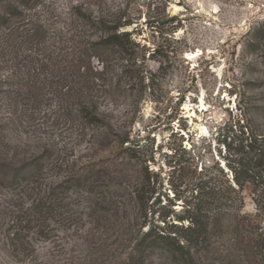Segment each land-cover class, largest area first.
Listing matches in <instances>:
<instances>
[{
	"label": "trees",
	"instance_id": "1",
	"mask_svg": "<svg viewBox=\"0 0 264 264\" xmlns=\"http://www.w3.org/2000/svg\"><path fill=\"white\" fill-rule=\"evenodd\" d=\"M163 9L164 15L149 17L147 22L152 30L166 34L167 41L183 24L178 16L166 13L165 5ZM137 23L126 6L107 10L74 0L60 11L49 9L42 0H0V103H4L0 133L17 121L30 122L38 111L52 105L58 125L80 129L82 134L103 130L117 158L72 173L69 158H56L49 145L31 153L19 166L8 160L9 153L4 160L0 156V186L20 189L28 197L23 216L11 226H0L10 255L30 254L34 237L48 240L55 231L80 230L77 224L83 217L102 213L101 220L119 232L110 245L107 237L96 246L89 245L93 253L101 251L98 264H205L203 255L218 230L226 227L224 214L242 212L245 189L258 193L257 207L264 214V136L247 113L238 143L228 145L226 165L231 176L219 165L199 169L192 158L174 166L173 174L179 173L178 183L173 184L176 196L182 186L190 193L180 214L161 201L151 203L158 193L159 174L148 165L138 163L131 185L126 184L129 176L123 171L121 176L108 172L135 160L138 150L130 146L127 133L114 129L112 113L103 101L115 104L135 85L154 89L156 73L147 62L159 61V70H167L169 54L174 53L161 43L149 51L136 41L140 30L129 28ZM252 40L253 53L264 49V24ZM161 55L167 59L160 60ZM51 164L61 179L45 185ZM131 201L134 214H129ZM82 202L87 203L81 206ZM150 213L158 214L157 221L163 225L149 219ZM173 216L179 223L172 221ZM250 243L255 256H260L256 264H264V218ZM111 253L113 260L105 259ZM90 256H66L61 264H92Z\"/></svg>",
	"mask_w": 264,
	"mask_h": 264
},
{
	"label": "rangeland",
	"instance_id": "2",
	"mask_svg": "<svg viewBox=\"0 0 264 264\" xmlns=\"http://www.w3.org/2000/svg\"><path fill=\"white\" fill-rule=\"evenodd\" d=\"M42 1L49 9L62 11L74 0ZM83 1L107 10L128 7V12L139 22L129 28L140 30V34L134 36L136 41L145 44L149 51L159 43L174 50L169 54L167 70H159V61L147 62V67L156 73L154 89L144 90L135 85L117 103L103 101V106L112 113L114 129L127 133L130 146L138 150L135 160L112 167L108 172L121 176L123 171L129 176L126 184L131 185L138 163L148 165L159 174L158 193L151 203L161 201V205L171 206L180 214L185 197L190 193H185L182 186L176 196L173 186L178 183L179 173L173 174L176 164H186L192 158L199 169L219 165L231 176L226 165L230 157L228 145L238 143L245 113L253 117L256 129L264 136V49L253 53L250 48L254 32L264 24V0ZM164 5L166 13L178 16L183 24L174 38L167 41L166 34L152 30L147 22L149 17L164 15ZM3 107L1 102L2 111ZM48 107L38 111L32 121H17L0 133L3 160L9 153L8 160L19 166L45 145L53 147L56 158H69L68 169L74 170L72 173L83 171L91 164L117 160L111 153V144H106L103 130L90 129L84 136L80 129L58 125L57 116L51 112L54 106ZM56 170L52 164L49 166L45 185L61 179ZM212 173L216 175L217 170ZM242 195L245 203L242 212L229 210L224 214L226 227L218 230L210 250L203 255V263H258L260 256H255L250 239L264 214L261 215L257 207L258 193L247 188ZM27 202L28 197L20 189L0 186V226H11L23 216ZM82 203L81 206L87 202ZM130 203L129 214H134V205ZM103 215L83 217L77 224L80 230L55 231L48 240L34 237V251L30 254L10 255L1 233L0 264H61L70 255H92L91 263L98 264L101 251L93 253L89 245L96 246L100 238L106 237L110 245L119 232L101 220ZM149 219L157 221L158 214L154 217L150 213ZM172 221L179 223L175 216ZM85 249L90 252L87 254ZM106 258L113 260L112 253Z\"/></svg>",
	"mask_w": 264,
	"mask_h": 264
}]
</instances>
